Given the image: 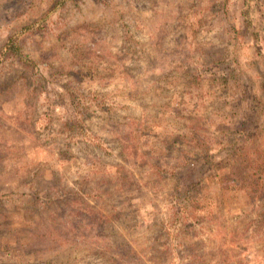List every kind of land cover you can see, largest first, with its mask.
Segmentation results:
<instances>
[{"label":"rangeland","instance_id":"1","mask_svg":"<svg viewBox=\"0 0 264 264\" xmlns=\"http://www.w3.org/2000/svg\"><path fill=\"white\" fill-rule=\"evenodd\" d=\"M246 2L0 0V264H264Z\"/></svg>","mask_w":264,"mask_h":264},{"label":"trees","instance_id":"2","mask_svg":"<svg viewBox=\"0 0 264 264\" xmlns=\"http://www.w3.org/2000/svg\"><path fill=\"white\" fill-rule=\"evenodd\" d=\"M246 1L247 0H244L245 3H247ZM247 7L248 5L245 4V10L243 12H247ZM2 55H6L16 59L17 62H19V65L22 70L32 72L36 67V62L30 61L20 50V47L18 46L17 37L11 36L6 39L5 44L3 45ZM263 89H264V85H263ZM186 195L188 196V193H186ZM187 196H184V200L188 199ZM191 203L194 206V208L197 206L196 204H194V202ZM199 210L202 211L203 209L200 207Z\"/></svg>","mask_w":264,"mask_h":264}]
</instances>
